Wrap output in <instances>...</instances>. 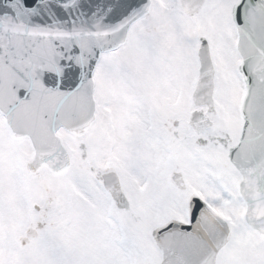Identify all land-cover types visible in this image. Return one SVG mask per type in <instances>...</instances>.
Segmentation results:
<instances>
[{"label": "snow or ice", "instance_id": "obj_1", "mask_svg": "<svg viewBox=\"0 0 264 264\" xmlns=\"http://www.w3.org/2000/svg\"><path fill=\"white\" fill-rule=\"evenodd\" d=\"M0 264H264V0H0Z\"/></svg>", "mask_w": 264, "mask_h": 264}]
</instances>
